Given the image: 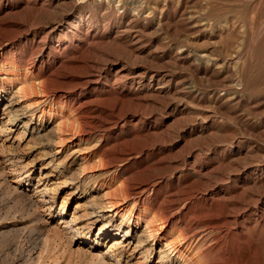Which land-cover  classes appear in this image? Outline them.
<instances>
[{"label":"rangeland","instance_id":"rangeland-1","mask_svg":"<svg viewBox=\"0 0 264 264\" xmlns=\"http://www.w3.org/2000/svg\"><path fill=\"white\" fill-rule=\"evenodd\" d=\"M0 51V264H159L163 240L129 254L144 221L105 253L103 222L133 230L99 211L113 179L154 183L133 211L168 236L206 230L198 264H264V0H0ZM61 97L89 117L62 142Z\"/></svg>","mask_w":264,"mask_h":264},{"label":"bare ground","instance_id":"bare-ground-1","mask_svg":"<svg viewBox=\"0 0 264 264\" xmlns=\"http://www.w3.org/2000/svg\"><path fill=\"white\" fill-rule=\"evenodd\" d=\"M1 56V51H0ZM8 64H2L0 67V76H2L4 79V83H0V94L7 92V87H9V83H5L7 79H13V76H10V74L13 73L14 68L16 65H13L14 67L11 69L10 66H8L7 69L4 70L5 67H7ZM12 66V65H11ZM4 72V74H3ZM18 79V78H17ZM33 87H36V83H33ZM11 87V86H10ZM29 88L27 82L20 84L18 86L17 92L22 93L24 91H27ZM46 97V96H45ZM43 99H40L37 101L39 105L35 107L31 114L33 115L36 112H41L44 107L46 106L45 103H42ZM60 102H63L62 107H67V109L70 110V113L66 116L65 114H61L60 120L57 123V130H58V138L59 141L62 142L66 138L61 134V130H64V127H66L67 123L71 121V124H74L75 122L79 124L86 123L87 119L89 118L87 115L88 108L84 104H75L74 102H71L69 100H66L64 98H60L57 100L56 104H59ZM11 105V103L8 104V106ZM10 113L12 111L9 110ZM17 115L19 114H10V117L8 121H6V124H14L17 120ZM40 116V115H39ZM2 130V129H1ZM8 130V129H6ZM86 156H84L85 158ZM101 159L104 160V157L100 156ZM125 156H122L124 158ZM87 161H84V164L82 165L81 171H84L87 168ZM82 173V172H81ZM47 175H43V177H46ZM114 180V179H113ZM106 181L108 185L107 191L104 192V201L102 205H100V210H114L116 214H119V216L124 219L129 227H131L133 230L130 232V228L127 229L120 237L117 236V231L115 229L119 228H112L114 226V221L109 220L108 222H103L100 227L98 233L100 235H104L102 238H106L110 236L113 238L112 243L110 246H108V249L105 251V253L110 252L112 250L116 251L117 261L126 259L128 257L127 248L128 246L133 243V240L136 238V233L134 231L135 228H137L141 221L145 222L144 226V234H141L139 237V242L134 243L132 252L129 254H137L141 253V256H146L149 253H152L155 251V245L160 242H163V247L159 250V264H177L175 262L174 256L176 258H179L181 261H183V264H198V259L188 258L195 246L199 244L200 242H203L204 237L206 236L207 232L204 229H200L199 227H195L194 230L186 224L182 228H179L178 235L176 237L168 236L164 228L167 226V222H169V213L168 214H161L158 213L157 210L148 209L143 206H139L137 208V211H133V205L140 200L142 197V194L149 189H152L154 183L152 184H144L140 183L136 186H128L126 184L125 179H120L118 183L114 181ZM105 181L101 182V184H104ZM131 198H134L133 203L130 204ZM174 201V200H173ZM108 208V209H107ZM99 212L96 209L92 210V216L95 218V220H99ZM74 218V217H73ZM72 220V218H71ZM94 220V219H93ZM73 221V220H72ZM99 235V237H100ZM115 236V237H114ZM119 236V235H118ZM86 240H89L86 237ZM113 252V251H112ZM196 252L193 254L195 255ZM139 256V257H141ZM180 261V262H181ZM141 259H137V261L133 262V264H141ZM111 263V262H110ZM182 264V263H181Z\"/></svg>","mask_w":264,"mask_h":264}]
</instances>
